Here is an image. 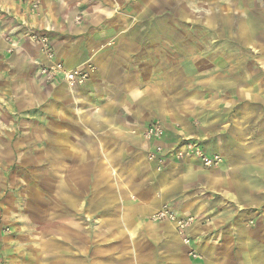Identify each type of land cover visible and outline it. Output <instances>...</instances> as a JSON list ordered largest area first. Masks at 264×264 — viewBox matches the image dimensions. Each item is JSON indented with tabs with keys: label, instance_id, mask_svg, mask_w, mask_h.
Returning a JSON list of instances; mask_svg holds the SVG:
<instances>
[{
	"label": "crops",
	"instance_id": "obj_1",
	"mask_svg": "<svg viewBox=\"0 0 264 264\" xmlns=\"http://www.w3.org/2000/svg\"><path fill=\"white\" fill-rule=\"evenodd\" d=\"M30 6L0 0V264H264V0ZM31 30L91 77L46 82ZM205 32L230 58L190 71L203 50L187 39ZM183 138L222 164L148 158ZM166 204L192 219L190 243L153 219Z\"/></svg>",
	"mask_w": 264,
	"mask_h": 264
},
{
	"label": "built area",
	"instance_id": "obj_2",
	"mask_svg": "<svg viewBox=\"0 0 264 264\" xmlns=\"http://www.w3.org/2000/svg\"><path fill=\"white\" fill-rule=\"evenodd\" d=\"M25 1V0H19ZM30 1V10L36 11L41 4V0H27ZM82 16L78 15L76 21H81ZM30 39L39 46L42 55L45 57V62L40 67V74L44 77L46 82L52 83L57 80L63 81L68 87L74 88L83 85L92 75L95 70L94 65L67 67L62 61L56 59V52L54 43L51 37L45 32L31 30L29 33ZM165 127L160 122L149 123L144 130L143 136L149 141L153 142L164 137ZM169 150H173V156L178 159L195 158L205 168L219 167L223 162V157L219 153L209 152L204 146L197 141L190 138H183L171 149H166L162 145H156L148 150L147 156L151 160L165 161ZM153 219L158 221L175 220L177 228L183 237L185 243L190 242L188 236V228L191 226V218H176L172 209L165 205L153 215Z\"/></svg>",
	"mask_w": 264,
	"mask_h": 264
},
{
	"label": "rangeland",
	"instance_id": "obj_3",
	"mask_svg": "<svg viewBox=\"0 0 264 264\" xmlns=\"http://www.w3.org/2000/svg\"><path fill=\"white\" fill-rule=\"evenodd\" d=\"M174 9H175V7H174ZM172 23H173V29H174V31L180 33L181 23L178 22L177 20H175V17H174V20H173ZM141 24H143V22H137V23L131 22V28H133V26L136 27V28H139V27H141ZM182 28H183V30H186L187 29V31L189 32V30L191 29V25H187V27L186 26L185 27L183 26ZM210 35H211L210 33L205 32L204 39H201V38L197 39L196 37L187 39L189 41V44L190 45H193V47L198 46V47L201 48V50H203V52H201L199 56L196 55V51L189 55V62H190V64H189V67H190L189 70L190 71H193L194 65L196 64L197 61H199L200 64L205 67V66H208L210 64V62L213 60V58L215 59V61H217V60L219 61V59H220V61H222V63L224 61H227L230 58V56H228V53L223 52V49H222L223 47L218 52L219 43L218 42H213V39L210 38ZM174 40L177 41L176 39H174ZM241 50L242 49H238V53L239 54L236 55V59L238 61L239 60H243V55L240 54ZM196 59H197V61H196ZM172 157L175 158V159H178V158H176L174 156H172ZM190 241H191V237H190ZM190 254L193 257H197V253L194 250H191Z\"/></svg>",
	"mask_w": 264,
	"mask_h": 264
}]
</instances>
